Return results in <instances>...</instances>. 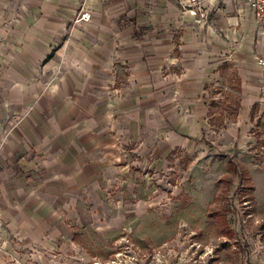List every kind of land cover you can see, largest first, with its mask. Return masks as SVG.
<instances>
[{
	"label": "crops",
	"instance_id": "1",
	"mask_svg": "<svg viewBox=\"0 0 264 264\" xmlns=\"http://www.w3.org/2000/svg\"><path fill=\"white\" fill-rule=\"evenodd\" d=\"M78 9L89 18L75 21ZM185 11L206 15V25L180 28L177 54L209 46L255 62L261 39L246 0H0L1 254L32 250L37 264H82L83 252L67 255L82 243L73 232L117 228L101 220L118 211L117 191L131 192L116 137L128 136L129 93L140 97L135 70L121 77L113 68L135 69V55L170 45L166 22Z\"/></svg>",
	"mask_w": 264,
	"mask_h": 264
},
{
	"label": "rangeland",
	"instance_id": "2",
	"mask_svg": "<svg viewBox=\"0 0 264 264\" xmlns=\"http://www.w3.org/2000/svg\"><path fill=\"white\" fill-rule=\"evenodd\" d=\"M81 13L78 9L75 21L87 19H80ZM180 14L166 22L172 39L180 28L206 25L200 22L206 15ZM174 45L173 39L170 45L135 55V69L113 68L121 77L135 70L140 97L135 102L136 89L129 93L128 136L116 137L130 159L132 179L126 186L131 192L125 196L117 191L111 200L118 202V211L101 220L117 228L73 232L75 241L83 244L67 250V255L79 257L83 252L88 259L82 264H264V74L250 59L233 61L227 54H216L218 47H180L177 54ZM4 67L0 61V78ZM234 71L241 79L236 115L234 97L228 93ZM211 100L218 102L225 124L218 130L208 123ZM253 101L259 106L251 117ZM201 133L251 171L254 205L243 200L236 175L227 183L219 181L226 157L187 138ZM225 207L231 209L225 224L207 213ZM226 228L232 235L223 231ZM11 253H0V264H37L32 250Z\"/></svg>",
	"mask_w": 264,
	"mask_h": 264
},
{
	"label": "trees",
	"instance_id": "3",
	"mask_svg": "<svg viewBox=\"0 0 264 264\" xmlns=\"http://www.w3.org/2000/svg\"><path fill=\"white\" fill-rule=\"evenodd\" d=\"M228 82H230V89H231L228 91L229 97L231 96L234 97V106L232 108V111H234L233 115H236L240 103V98L238 94L241 92V81L236 71H234L232 73V76L228 78ZM258 106H259V102L255 101L249 108L251 117H254L257 114ZM218 109H219L218 102H216L215 100H211L206 111L208 114V123L212 125L213 129L215 130H218L219 127H225V124L222 123L221 114H218L217 112ZM195 139L205 143L209 149L215 150L218 156L226 157L225 160L226 172L222 176H220L219 181H221V183H227L231 180V176L236 175V181H237L236 186L238 187L239 191H241V193L244 194L243 200H248L254 203L253 200L254 185L252 183L251 173L248 170L247 166L243 162H240L236 158H234V156L225 154L224 150L220 148L216 143L208 139L204 135V133H202V135L199 136V138H195ZM235 206L236 205L233 203L232 208H236ZM229 207H225L221 209L213 208L208 211V215L215 217L221 222L223 221V224H225L227 218L226 213L231 210L230 209L231 207L230 208ZM223 231L232 234V232L229 231L228 228H226L225 230L223 229Z\"/></svg>",
	"mask_w": 264,
	"mask_h": 264
},
{
	"label": "built area",
	"instance_id": "4",
	"mask_svg": "<svg viewBox=\"0 0 264 264\" xmlns=\"http://www.w3.org/2000/svg\"><path fill=\"white\" fill-rule=\"evenodd\" d=\"M195 1V0H190ZM248 6H250L253 19L256 22L258 34L260 36V47L257 52L254 54V60L257 66H259L264 71V0H246ZM88 14V15H87ZM87 15V16H86ZM88 11H82L81 18H89ZM6 245L3 242H0V251L5 250Z\"/></svg>",
	"mask_w": 264,
	"mask_h": 264
},
{
	"label": "bare ground",
	"instance_id": "5",
	"mask_svg": "<svg viewBox=\"0 0 264 264\" xmlns=\"http://www.w3.org/2000/svg\"><path fill=\"white\" fill-rule=\"evenodd\" d=\"M87 15H88V14H87ZM87 15H86V16H87ZM85 18H86V17H85Z\"/></svg>",
	"mask_w": 264,
	"mask_h": 264
}]
</instances>
